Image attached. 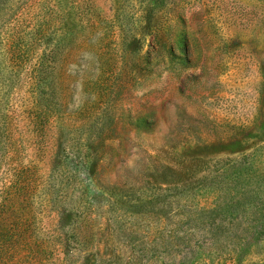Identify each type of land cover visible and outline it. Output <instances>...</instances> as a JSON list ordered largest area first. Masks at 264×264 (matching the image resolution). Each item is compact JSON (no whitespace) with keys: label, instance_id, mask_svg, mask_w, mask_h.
I'll return each instance as SVG.
<instances>
[{"label":"rangeland","instance_id":"rangeland-1","mask_svg":"<svg viewBox=\"0 0 264 264\" xmlns=\"http://www.w3.org/2000/svg\"><path fill=\"white\" fill-rule=\"evenodd\" d=\"M19 218L35 264H264V0H0Z\"/></svg>","mask_w":264,"mask_h":264},{"label":"trees","instance_id":"trees-1","mask_svg":"<svg viewBox=\"0 0 264 264\" xmlns=\"http://www.w3.org/2000/svg\"><path fill=\"white\" fill-rule=\"evenodd\" d=\"M56 1L59 3V0ZM55 15L59 16V14ZM64 20V15H60L58 22L62 23ZM23 58L24 51L19 46V64L22 63ZM49 59H51V50L44 52L37 62L30 66L27 78H47L50 73L47 64ZM21 186V173L19 172V177L11 175L9 183L5 186L7 201L10 195L12 197L21 195ZM23 221V218H19L12 220L7 226L0 224V264H35L36 258L46 252L44 245L28 238L27 226L22 223Z\"/></svg>","mask_w":264,"mask_h":264}]
</instances>
